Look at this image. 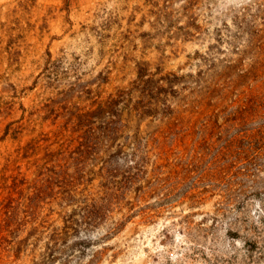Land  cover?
Wrapping results in <instances>:
<instances>
[{
  "label": "rangeland",
  "instance_id": "1",
  "mask_svg": "<svg viewBox=\"0 0 264 264\" xmlns=\"http://www.w3.org/2000/svg\"><path fill=\"white\" fill-rule=\"evenodd\" d=\"M104 104L116 117L95 133L126 154L86 159L71 201L77 124ZM263 111L264 0H0V264H261L241 221L261 214L264 166L240 211L197 179L232 175L231 140ZM132 159L135 188L70 231L73 256L47 258L80 201L112 187L102 168L121 182Z\"/></svg>",
  "mask_w": 264,
  "mask_h": 264
},
{
  "label": "trees",
  "instance_id": "2",
  "mask_svg": "<svg viewBox=\"0 0 264 264\" xmlns=\"http://www.w3.org/2000/svg\"><path fill=\"white\" fill-rule=\"evenodd\" d=\"M108 108V104H104L102 106L100 105L95 112L93 111L88 114V118L86 119L87 124H85V121L77 124V131H80L81 133L79 136L81 140L77 146V156L74 158L79 163L76 167V173H78L79 177L75 178L72 176V180L70 182L71 191L68 194L71 201H75V198L77 197L78 193L76 189L79 185H81L79 182L80 178L84 177V162H86V159L90 161H96L97 163L101 162L107 165L109 160H106V157L111 158L119 152H121L122 155L126 154L122 145L118 143L114 144L118 141L114 134L106 133L98 135L95 133V119L101 117L98 116V114H101L103 118L110 115L116 117L115 112L108 110ZM82 117H84V114H82ZM114 122V120L108 121V123ZM248 125H252V127L246 129L243 132L235 134L231 140L232 149L231 151L229 149L228 152L230 151L229 166L232 169L235 168V171L232 172V175L230 174L226 176L221 174L219 178H212L202 175L197 179V184L203 185L205 191H209L206 189L210 188V191L214 190L221 192L222 196L224 197V206L234 208L236 211H240V209H242L244 201H242L241 197L248 195V188H245L244 185L247 184L248 181L256 183V180L253 179V177L256 176L254 169L258 171L264 166V111L262 114H259V116L248 121ZM113 147H117V150L114 152L112 150ZM223 153L224 151L220 150L217 157H222L224 155ZM137 156V150L136 152H133L129 155V157ZM223 160L225 163V159ZM131 162L136 164L132 167L134 171L130 172L127 176L126 174L123 175L124 181L121 182L114 180L116 177L114 175V170H108L107 167L102 168V173L104 172L107 174V176L103 178L110 185H112V187L106 186L107 190L104 196L100 197L99 200L91 199L92 202L88 203L90 198L87 196L85 197V199H87L86 201H80L84 203L82 206H78V211L82 212V214L78 213L80 219L75 218L73 214L71 216H67V218L64 220V228L62 231H57L54 233L52 242L47 246V258H54L57 252L66 257H70L71 255L73 256L72 253L76 251V247H78V245L73 247L67 246V243H64V239L69 235L70 231L75 230V227L79 226L81 222H84L89 226H95L99 224V222L107 218L111 212V207L117 197L116 191H121L122 187H127V185H131L133 188H135L137 181L141 179L140 175L144 173V170L141 166L142 164H138L135 159H132ZM113 185H118L117 187L119 188L115 187V189H113ZM137 189L143 193L142 189L136 188V190ZM257 206L258 209L256 212L261 213L258 214L257 221H252L249 218L241 221L245 225V229L248 230L254 238H244L242 241L247 246V251L251 257L253 258V256L256 255L258 260H260V263L264 264V201L259 199ZM218 210L223 211L224 208H219ZM85 212H87L88 215H85ZM235 219L238 220L237 218ZM84 242L82 241L79 243V246L86 249L93 247V245H85Z\"/></svg>",
  "mask_w": 264,
  "mask_h": 264
}]
</instances>
